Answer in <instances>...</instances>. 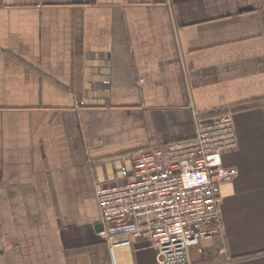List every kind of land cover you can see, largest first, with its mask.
Here are the masks:
<instances>
[{
	"label": "crops",
	"instance_id": "obj_1",
	"mask_svg": "<svg viewBox=\"0 0 264 264\" xmlns=\"http://www.w3.org/2000/svg\"><path fill=\"white\" fill-rule=\"evenodd\" d=\"M228 111L224 233L191 264H264V0H0V264H113L95 184Z\"/></svg>",
	"mask_w": 264,
	"mask_h": 264
},
{
	"label": "built area",
	"instance_id": "obj_2",
	"mask_svg": "<svg viewBox=\"0 0 264 264\" xmlns=\"http://www.w3.org/2000/svg\"><path fill=\"white\" fill-rule=\"evenodd\" d=\"M237 148L228 111L198 124L191 139L128 156L132 167L124 182L96 183L100 234L113 264L119 249L140 240L156 250V264H191L192 247L222 237L221 186L237 175L223 155Z\"/></svg>",
	"mask_w": 264,
	"mask_h": 264
},
{
	"label": "water",
	"instance_id": "obj_3",
	"mask_svg": "<svg viewBox=\"0 0 264 264\" xmlns=\"http://www.w3.org/2000/svg\"><path fill=\"white\" fill-rule=\"evenodd\" d=\"M102 228H103V226H102Z\"/></svg>",
	"mask_w": 264,
	"mask_h": 264
}]
</instances>
